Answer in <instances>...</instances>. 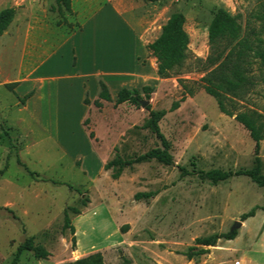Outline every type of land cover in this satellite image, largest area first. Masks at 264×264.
<instances>
[{"label":"rangeland","instance_id":"374dc122","mask_svg":"<svg viewBox=\"0 0 264 264\" xmlns=\"http://www.w3.org/2000/svg\"><path fill=\"white\" fill-rule=\"evenodd\" d=\"M116 1L122 19L137 32L140 48L156 38L172 12L183 13L189 56L178 73L160 77L155 57L148 51L139 52L136 72H123L117 88L150 85L153 91L149 97L142 93L136 104H114V94L110 101H100L96 106L86 95L87 112L73 98L58 105L57 92L52 90V98L48 95L49 86L60 88L76 82L66 78L25 81L34 70L36 59L30 58L29 45L39 43L35 35L27 40L24 57L21 53L28 33L43 32L50 41L44 45L47 60L38 73L68 74L76 61L72 52L79 54V41L75 36L63 44L62 34L68 36L87 24L96 4L71 0L72 11L68 12L59 9L55 0H0V9H15L11 24L0 35V264H10L17 246L29 236L49 255L38 259L23 250L15 264H61L76 258L95 264L89 256L96 252L103 264H264V253L258 252L264 241V188L244 174L213 184L195 174L180 175L177 167L191 169L193 163L197 169L237 170L254 165V142L249 132L234 114L221 112L215 97L204 90L202 76L211 67L204 68L196 58L204 59L209 52L207 28L218 7L237 16L241 36L264 38L263 25L255 17L261 0ZM35 21L45 23L42 30ZM121 39L124 65L128 64L130 47L124 37ZM250 60L248 74L256 83L242 98L227 95L225 104L232 112L260 114L263 137L258 156L264 174L263 71L255 57ZM104 63L108 66L113 60L106 58ZM19 83L23 85L20 91L40 88V114L32 116L26 98L19 99ZM141 101L148 103L143 106ZM175 101L178 107L171 110ZM161 109L166 112L158 126L168 141L174 164L164 165L155 159L134 162L113 178V170L104 169L107 161L116 155L131 159L160 145L151 128L142 125L150 110ZM6 133L15 148L10 147ZM16 150L30 169L78 185L83 193L32 179L17 165ZM149 190L156 191L155 195L134 198L135 193ZM253 206H257L255 214L241 219V214ZM66 207L80 211L76 214L67 209L74 234L69 228L62 233ZM236 221L240 224L234 227ZM231 229H236L237 235L225 242L226 249L217 247L204 260V253L186 257L185 253L194 252L188 250L190 246L211 249L196 244L195 237ZM222 240L219 243L223 245ZM221 251L228 252L220 256Z\"/></svg>","mask_w":264,"mask_h":264},{"label":"trees","instance_id":"16d2710c","mask_svg":"<svg viewBox=\"0 0 264 264\" xmlns=\"http://www.w3.org/2000/svg\"><path fill=\"white\" fill-rule=\"evenodd\" d=\"M58 8L63 7L66 11L71 12V0H55ZM261 9L255 14V17L260 20L264 28V0L259 3ZM15 14V9L12 6L0 9V35L11 23ZM184 15L180 11L172 12L166 21L161 25L160 32L152 41L146 43V50L156 59V72L160 77L169 76L171 73H178L184 66L186 59L189 56L188 34L184 29ZM254 33V30L252 31ZM209 52L204 59L196 58V62L201 63L204 68L211 67L202 80L204 81V90L215 97L219 110L225 114L233 115L248 132L254 142L255 158L254 165L237 170H224L221 168H210L207 170L197 169L193 163L191 169L183 165H178L180 175L195 174L199 179L207 180L210 183H216L225 180L231 176L244 174L248 176L258 186L264 188V174L260 172L261 160L258 156L260 149V141L263 137V121L258 113L247 112H232L226 107L225 100L228 96L242 98L253 87L256 81L252 75L248 74L251 64L250 57H255L258 60L260 69L263 71L260 76L261 83L264 84V38H255L250 40L246 36L240 35V24L237 21V16L232 15L223 7L216 8L207 28ZM12 83H8L10 86ZM153 91V86L144 85L140 89L137 87H121L116 92L114 104H119L125 101L138 103L142 93L148 98ZM31 92H28L19 99L22 101L28 97ZM98 98L110 101L111 96L104 82L99 81ZM84 102L87 103L86 99ZM94 105L100 106L101 102L98 99L93 101ZM178 107V102L172 103L170 109ZM165 110H150L149 117L143 123V127H150L158 138L160 145L152 147L142 154H139L131 159H121L116 155L113 159L104 164V169H112V177L117 178L123 168L131 165L134 162L147 161L155 159L164 165H173V156L169 151V144L165 136L161 133L158 121L165 114ZM7 140L11 148H15L12 138L6 133ZM93 134L90 131L89 137ZM15 161L21 169H23L32 179L36 181L49 182L55 185H65L68 188L76 191L79 194L83 193L80 186L71 182L59 180L50 176L43 175L36 170L30 169L27 164L22 161L18 151L15 153ZM6 168V163L3 169ZM1 169V171L3 170ZM156 191H141L134 195L135 199L149 198L155 195ZM86 201V200H83ZM257 206H253L249 211L241 214V219H246L255 214ZM67 209H71L76 214L80 211L76 207H66L63 211V226L62 233L65 228H69L70 233L74 234V226L70 221ZM14 218L17 216L14 214ZM237 235L236 229H231L226 232L213 233L208 236L195 237L194 241L198 245L211 246L215 245L219 239L230 240ZM71 242L74 245V235L71 237ZM31 251L34 257L45 259L49 255V251L42 244H35L33 236L25 238L16 248L15 255L10 264H15V260L21 251ZM188 250H193V253H185L190 259L193 254H203L208 251V248H198L195 246L188 247ZM95 264H103L101 254L96 252L89 256ZM84 258H76L74 260L65 261L61 264H84Z\"/></svg>","mask_w":264,"mask_h":264},{"label":"crops","instance_id":"0c3cea01","mask_svg":"<svg viewBox=\"0 0 264 264\" xmlns=\"http://www.w3.org/2000/svg\"><path fill=\"white\" fill-rule=\"evenodd\" d=\"M90 4H96L94 6L93 11L91 12L89 18L87 19V24H82L80 28L71 32L68 36L62 34L61 41L63 44L68 43L69 39H73L77 36L78 43V55L76 52H72L73 57L75 58V63L72 64L71 72L68 74L62 75H43L38 73V70L41 69L46 60L48 52L43 51L44 45L49 43L50 38L47 34L43 32L37 33H28L24 38V45L22 47L21 57H24L26 54V44L27 40L31 35H35V38L38 40V44L29 45L31 47V59H36L33 62L34 70L32 73H29V76L25 78V81H35L42 79L46 81L47 79H61L66 78L70 79L74 83H68V86L60 87V88H51L48 87V95L52 98V90L57 92L55 95V100H57L58 105L66 104L72 98L78 101L80 104L84 105L85 109L88 112L89 106L84 102L86 99V95L89 99L94 101L98 98L99 92V81L105 83L107 88H109V94L112 97L116 92L120 89L117 88V84L121 83V74L129 73L133 74L137 70V55L138 53L147 52L145 45L141 48L138 45V34L137 32L131 28L127 22L122 19L121 12L119 10V6L116 0H87ZM14 18V17H13ZM13 20V19H12ZM12 22V21H11ZM36 26L42 30L44 27L43 21H35ZM11 24V23H10ZM9 24V25H10ZM122 25L124 29V36L122 35ZM83 26V27H82ZM35 28V27H34ZM121 37L127 41L130 51L127 57L128 64H122V49H121ZM73 44V43H72ZM28 46V45H27ZM72 46V45H71ZM78 58V59H77ZM106 58H112L113 63L106 66L104 60ZM119 62H116V60ZM33 75L34 77L30 76ZM22 83L17 84L16 92L19 97H23L25 93L27 94L29 91L22 90ZM60 90V93L58 92ZM40 88H35L31 94L26 97L25 103L26 107L32 116L40 114V104L39 100L42 95L39 93ZM99 101H106L100 99ZM86 112V113H87ZM84 117V116H83ZM236 237V236H235ZM234 237V238H235ZM223 245L220 244V239L216 242L215 245L209 246L211 249H208L204 259H208L214 254V250L220 248H227L225 244L229 242V240H222ZM226 242V243H225ZM218 247V248H217ZM259 250V251H258ZM257 251L260 253H264V241L263 246H261ZM223 252V253H221ZM219 254H224L221 251ZM221 258V257H220ZM175 261V259L173 258ZM261 264V263H258Z\"/></svg>","mask_w":264,"mask_h":264},{"label":"water","instance_id":"95a60500","mask_svg":"<svg viewBox=\"0 0 264 264\" xmlns=\"http://www.w3.org/2000/svg\"><path fill=\"white\" fill-rule=\"evenodd\" d=\"M148 103V101H141V105H146ZM240 222L239 221H236V223L234 224V227H236L237 225H239Z\"/></svg>","mask_w":264,"mask_h":264}]
</instances>
